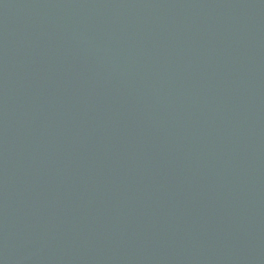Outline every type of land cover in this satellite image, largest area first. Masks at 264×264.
Segmentation results:
<instances>
[{"label": "water", "instance_id": "obj_1", "mask_svg": "<svg viewBox=\"0 0 264 264\" xmlns=\"http://www.w3.org/2000/svg\"><path fill=\"white\" fill-rule=\"evenodd\" d=\"M0 264H264V0H0Z\"/></svg>", "mask_w": 264, "mask_h": 264}]
</instances>
